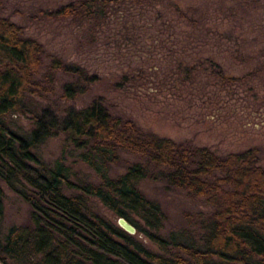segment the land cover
Segmentation results:
<instances>
[{
    "label": "trees",
    "instance_id": "1",
    "mask_svg": "<svg viewBox=\"0 0 264 264\" xmlns=\"http://www.w3.org/2000/svg\"><path fill=\"white\" fill-rule=\"evenodd\" d=\"M158 1L76 0L45 13L98 28L119 7ZM3 4L0 0V11ZM45 55L39 39L24 35L21 24L0 13V221L4 213L2 182L30 205L29 221L13 224L0 237V264H264V165L259 146L221 154L189 139L160 135L132 117L112 112L103 96L86 106L70 105L62 113L51 105L32 110L33 127L20 133L5 116L28 112L29 96L54 92L58 70L75 77L63 85L61 97L66 100L85 93L99 79L97 73L57 55L42 70ZM61 132L66 140L64 153L72 145L99 172V183L71 180L65 154L50 166L37 152L49 137ZM120 150L135 153L146 162H132L125 172L111 176L108 169L118 160ZM150 168L155 173H149ZM150 175L202 196L213 206L198 240L182 242L172 236L174 251L155 252L85 210L84 196L96 195L137 228L131 212L152 227L160 225L161 205L138 186ZM64 185L80 192L68 193ZM150 235L166 247L164 238Z\"/></svg>",
    "mask_w": 264,
    "mask_h": 264
},
{
    "label": "rangeland",
    "instance_id": "2",
    "mask_svg": "<svg viewBox=\"0 0 264 264\" xmlns=\"http://www.w3.org/2000/svg\"><path fill=\"white\" fill-rule=\"evenodd\" d=\"M71 1L76 0H4L0 13L21 24L24 35L44 44L42 70L52 55H57L99 75L85 93L66 100L61 97L63 85L75 77L58 70L54 92L29 96L28 112L5 116L13 129L28 133L33 127L31 111L42 106L51 105L62 113L70 105L86 106L103 96L112 112L132 117L160 135L189 139L221 154L259 146L264 165V0H159L141 7H119L110 21L98 28L70 17L46 15V10ZM230 76L239 79L229 81L226 77ZM65 142L61 132L49 137L37 152L50 166L65 154L71 180L99 183V172L82 160L72 145L64 153ZM132 162L146 161L120 150L109 175L125 172ZM149 173L155 169L150 168ZM2 185L0 237L13 224L30 218L29 203L5 182ZM138 186L161 205L164 215L160 225L152 227L131 212L138 223L137 231L131 233L120 225L121 215L96 195L84 196V208L155 252L174 251L172 236L182 242L198 240L204 219L214 209L204 197L151 175ZM64 189L80 192L66 185ZM150 233L164 238L166 247Z\"/></svg>",
    "mask_w": 264,
    "mask_h": 264
},
{
    "label": "water",
    "instance_id": "3",
    "mask_svg": "<svg viewBox=\"0 0 264 264\" xmlns=\"http://www.w3.org/2000/svg\"><path fill=\"white\" fill-rule=\"evenodd\" d=\"M120 225L125 228L127 231L134 233L137 231V227L129 221L125 216H120L118 218Z\"/></svg>",
    "mask_w": 264,
    "mask_h": 264
}]
</instances>
